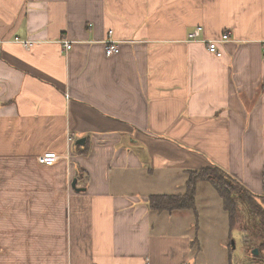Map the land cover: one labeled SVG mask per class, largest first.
<instances>
[{
  "label": "crops",
  "instance_id": "obj_1",
  "mask_svg": "<svg viewBox=\"0 0 264 264\" xmlns=\"http://www.w3.org/2000/svg\"><path fill=\"white\" fill-rule=\"evenodd\" d=\"M197 26L230 32L221 57ZM213 164L262 192L264 0H0V264H230L217 238L195 252L197 206H149ZM196 197L212 236L226 211Z\"/></svg>",
  "mask_w": 264,
  "mask_h": 264
},
{
  "label": "trees",
  "instance_id": "obj_2",
  "mask_svg": "<svg viewBox=\"0 0 264 264\" xmlns=\"http://www.w3.org/2000/svg\"><path fill=\"white\" fill-rule=\"evenodd\" d=\"M225 32H229V31H225ZM200 38L201 36L199 35V39ZM199 39L194 41L204 40V39L203 40H199ZM105 47H106V42H105ZM119 47H120V51L118 53L121 52L120 42H119ZM106 56L108 55L106 54ZM200 181L209 182L214 187L219 197L222 199L223 208L229 215L231 230L233 227L237 225V223L240 222L241 215L248 220L256 217L260 220V224L261 223L264 224V168H263V182H262L261 193L252 192L245 184H243L227 169L217 164H213L212 166H206L195 170H190L188 171V178L185 182L186 188L184 192L157 193L150 195L149 206L151 211H175L179 209L196 208L197 205L196 195ZM245 235L247 237L244 238L245 239L244 241H248L250 239V235L247 234V232L245 233ZM256 247H258L261 251L264 250V238L261 239L256 244Z\"/></svg>",
  "mask_w": 264,
  "mask_h": 264
},
{
  "label": "rangeland",
  "instance_id": "obj_3",
  "mask_svg": "<svg viewBox=\"0 0 264 264\" xmlns=\"http://www.w3.org/2000/svg\"><path fill=\"white\" fill-rule=\"evenodd\" d=\"M221 45L222 44L220 43L219 46H220L221 51L223 52ZM198 188H204L205 191H207V189L208 191H211V193L213 194L215 198V203H217L219 199H221L219 195L217 194V192L215 191L214 187L209 182L200 181ZM213 192H215V194ZM197 200L198 202L196 206L199 211L198 223H199V226L202 227V229L198 231L197 238H196L197 240L194 244V249L196 253L199 252L200 250L207 252V235H208L211 237V239L217 238L219 240V243L225 244L227 246L228 250H227V253L225 252V257L229 260L230 264H253L256 262H260L264 258V251H261L260 254H256L254 252V250L257 249L256 239L254 240L250 238L248 241H244L245 239H243L242 232L239 231L241 235L236 230H230V232L229 231L227 232L225 230L227 226H224L222 230L221 225L224 222V219L226 217L225 214H227V212L224 213L223 210L221 209V206H217V208H219V214L214 213L215 209H213L212 213L210 214V215H215L218 217H220L219 215L222 216L219 221L220 222L219 228L211 232L212 234L211 236L210 233L207 232V226L205 223V220H207V211H204L202 209L203 206H205L206 204L208 205L207 197L205 198L198 197ZM221 203H222V199L220 200V202H218V205H221ZM218 232H221V233L218 234ZM229 236L232 237L233 239L232 240L229 239ZM246 256H249V257H246ZM221 262H223V260H221Z\"/></svg>",
  "mask_w": 264,
  "mask_h": 264
},
{
  "label": "built area",
  "instance_id": "obj_4",
  "mask_svg": "<svg viewBox=\"0 0 264 264\" xmlns=\"http://www.w3.org/2000/svg\"><path fill=\"white\" fill-rule=\"evenodd\" d=\"M202 29H203V27L199 26L194 31L190 32L188 34V39L192 40V41L198 40ZM112 33H113V31L109 30L108 36L105 40V42H106L105 52L108 56L114 55L120 51L119 42L112 37ZM17 40H18V38H17ZM229 40H230V33L225 32L218 39H204L203 41L206 42L209 52L215 54L218 57H221L223 55V52L221 51L219 44L223 43V42H227ZM22 43L28 47L33 45L32 42H29L26 40L22 41ZM72 46H73V44L71 42L65 41L64 47L67 50H70L72 48ZM59 158H60V155L56 152H53V151L45 152V153L38 156V160L41 163L46 164V165H53L54 163H56L58 161ZM184 264H189V263L186 262Z\"/></svg>",
  "mask_w": 264,
  "mask_h": 264
},
{
  "label": "water",
  "instance_id": "obj_5",
  "mask_svg": "<svg viewBox=\"0 0 264 264\" xmlns=\"http://www.w3.org/2000/svg\"><path fill=\"white\" fill-rule=\"evenodd\" d=\"M74 184H75V181H74ZM254 252H255L256 254H258L259 251H258V249H256Z\"/></svg>",
  "mask_w": 264,
  "mask_h": 264
}]
</instances>
